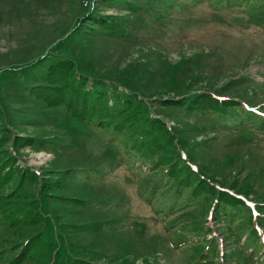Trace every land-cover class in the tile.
Here are the masks:
<instances>
[{"label": "rangeland", "instance_id": "obj_1", "mask_svg": "<svg viewBox=\"0 0 264 264\" xmlns=\"http://www.w3.org/2000/svg\"><path fill=\"white\" fill-rule=\"evenodd\" d=\"M79 82L128 97L208 186L248 205L224 224L217 197L176 199L157 156L101 148L109 132L60 107L83 101ZM196 92L264 114V23L215 0H0V264H198L205 251L204 264H264V135L218 131L184 105ZM203 225L215 241L176 245Z\"/></svg>", "mask_w": 264, "mask_h": 264}, {"label": "trees", "instance_id": "obj_2", "mask_svg": "<svg viewBox=\"0 0 264 264\" xmlns=\"http://www.w3.org/2000/svg\"><path fill=\"white\" fill-rule=\"evenodd\" d=\"M215 1L221 5L222 9L225 7H240V10L245 15V19L250 24L252 19L260 24L264 23V0ZM260 12H262V15L257 17V13ZM242 18L243 16H240L239 20ZM56 69H51L46 74L45 83L48 85L46 87L53 85ZM82 83L79 82L80 85ZM58 87L62 86L59 85ZM82 87L81 91L85 94L82 102H80V94L77 90L76 94L79 96L62 100L59 104L71 120L77 123H84L90 129L97 128L102 133L104 131L109 132L108 138L112 140L109 142H100L101 148L113 150L114 155L117 152L124 153L123 150L125 149L127 151L133 150L142 155L145 160L150 156H157V159L152 160L153 171L165 166L163 173L159 175L161 178H168L171 188L176 190V199L184 203L194 200V203H196L204 194L208 197L212 196V198L217 197L216 216L214 219L217 221L222 219L224 224L230 225L232 222L230 221L231 216L238 213V210L242 211V208L248 205L243 198L238 197L234 193L228 191L219 193L220 191L218 192L214 186H208V179L203 178V175L192 166L186 164L178 149L171 150L170 144H165L168 141L160 138L164 136L161 132L166 131V127H160L152 116L141 114L137 108V104L134 106L128 97H122L123 94L109 93L108 91L99 89L91 88V90H87L89 85L86 84L82 85ZM186 104L187 108L199 111L201 114L209 115V118L213 119L216 123L214 127L220 132L253 134V136H259V134L264 135V114L255 111L254 108L247 107L243 103V100L238 98H222L212 93L196 92L187 98L184 105L186 106ZM117 146L119 147V151L114 150ZM6 170L5 165L0 167V189L7 185L11 179L12 172ZM176 178H179L178 182L174 181ZM9 201L5 200L4 202H0V215L6 209L2 205ZM203 231H206L207 234V236L204 234V239L208 240V242L215 241L214 236L212 238L208 237L212 233L211 227L203 225L196 227L191 235L189 234L179 239L180 241H176V245L179 247L187 244L200 243L198 237ZM195 236L196 238H194ZM33 243H29L27 247H31ZM205 254L206 251L204 252V257L201 258L202 260L198 264H204ZM195 259H187V262H192ZM84 263L95 264L87 260L81 262L77 260L72 261V264Z\"/></svg>", "mask_w": 264, "mask_h": 264}]
</instances>
